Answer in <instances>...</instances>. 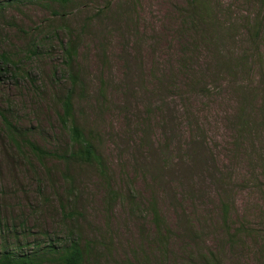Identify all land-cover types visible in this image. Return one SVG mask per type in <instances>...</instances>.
I'll return each mask as SVG.
<instances>
[{"label":"rangeland","instance_id":"1","mask_svg":"<svg viewBox=\"0 0 264 264\" xmlns=\"http://www.w3.org/2000/svg\"><path fill=\"white\" fill-rule=\"evenodd\" d=\"M0 7V56L18 75L0 81V255L74 236L98 264H205L207 253L220 264H264V0ZM68 90L105 177L85 164L65 176L58 157L38 166L25 143L5 137L2 116L61 156L58 98ZM196 154L210 159L203 169Z\"/></svg>","mask_w":264,"mask_h":264},{"label":"trees","instance_id":"2","mask_svg":"<svg viewBox=\"0 0 264 264\" xmlns=\"http://www.w3.org/2000/svg\"><path fill=\"white\" fill-rule=\"evenodd\" d=\"M54 2L59 4L60 8L67 7L69 4L73 2V0H53ZM3 7H0L2 10ZM65 59L68 65V69L72 64L74 57L77 54V50L75 44L72 41H69L64 47ZM11 64L12 67L15 66L14 63H11L9 59L5 56H0V81L3 77H8L9 79H17V74L15 73L14 68H12V73L10 72L8 65ZM67 78L72 83V86L81 83L79 82V77L77 73L69 72L67 73ZM59 101L60 108L59 113L57 115L58 122L66 128V133L68 136L67 146L65 151L61 156L56 155L55 152H50L44 148H41L37 144L30 142L26 136L28 134V129H21L20 127L14 125L7 118L2 116V125L3 131L5 132V137L8 141L13 144L17 149L20 148L22 143H25L28 148L30 154L33 157V160L38 166H43L45 160L48 158H60L63 161L64 169L66 175H68V171L70 168L76 165H94L99 173L105 177L106 169L103 165L102 159L100 155L96 152V149L88 137H86L83 133V130L78 126L74 117V107L72 104V90H68L66 94ZM173 119V120H172ZM176 119V118H175ZM172 116L169 117L170 122L175 121ZM240 120H242L240 118ZM243 121V120H242ZM169 133L166 136V144L164 145V149L167 150L168 146L171 145L172 138ZM200 146L201 144L198 143ZM163 152V151H162ZM202 152V149L199 151ZM161 153V152H160ZM162 154V153H161ZM157 155V160L158 159ZM192 155V161H196V159H202L201 161H197L198 168H204L206 164L209 163L210 159L207 156L203 155ZM189 173L193 172L188 170ZM188 173V174H189ZM187 174V176H188ZM150 209L152 210L154 217V226L157 228V231H160V219L157 214L156 206L152 201L150 203ZM222 210L224 212V221H225V213L227 211V207L225 205L222 206ZM70 218L73 216L81 217L76 209L70 211ZM180 222L182 221L185 225V228H189V222L186 218L179 217ZM162 236V233H161ZM167 235H166V249L168 246L167 243ZM159 243H162L159 241ZM164 245V244H163ZM161 245V246H163ZM163 250V249H162ZM147 259V258H146ZM203 261L205 264H220L219 260L212 253H207L203 256ZM98 264L97 261L90 254V243L86 242L84 244H80L79 239H75V237L67 236L65 240H63L61 246H57L56 244L49 245H40L37 244L35 247V251L30 253L24 252H10L3 250L0 255V264ZM118 264H134L130 259L123 260Z\"/></svg>","mask_w":264,"mask_h":264}]
</instances>
